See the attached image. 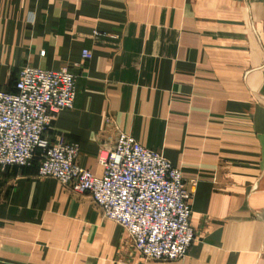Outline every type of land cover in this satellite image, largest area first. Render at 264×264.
Instances as JSON below:
<instances>
[{
  "label": "crops",
  "instance_id": "obj_1",
  "mask_svg": "<svg viewBox=\"0 0 264 264\" xmlns=\"http://www.w3.org/2000/svg\"><path fill=\"white\" fill-rule=\"evenodd\" d=\"M24 66L77 75L45 137L78 166L124 133L180 170L195 238L146 260L36 159L0 169V264H264V0H0V90Z\"/></svg>",
  "mask_w": 264,
  "mask_h": 264
},
{
  "label": "built area",
  "instance_id": "obj_2",
  "mask_svg": "<svg viewBox=\"0 0 264 264\" xmlns=\"http://www.w3.org/2000/svg\"><path fill=\"white\" fill-rule=\"evenodd\" d=\"M82 58L89 60L90 52L83 50ZM76 96L77 75L68 67H22L13 92L0 90V169L27 168L37 159L39 178L88 194L105 220L129 234L144 259L184 258L195 238L190 223L192 194L180 170L161 152L120 133L111 150L98 152L103 172L96 176L78 166L76 143L45 137L57 114L73 109Z\"/></svg>",
  "mask_w": 264,
  "mask_h": 264
},
{
  "label": "rangeland",
  "instance_id": "obj_3",
  "mask_svg": "<svg viewBox=\"0 0 264 264\" xmlns=\"http://www.w3.org/2000/svg\"><path fill=\"white\" fill-rule=\"evenodd\" d=\"M57 181V180H56ZM58 182V181H57ZM61 186H63V187H67V188H69V190L71 191V192H73L72 191V189L70 188V186H68V185H64V184H61L60 182H58ZM74 193V192H73ZM74 194H76V193H74Z\"/></svg>",
  "mask_w": 264,
  "mask_h": 264
},
{
  "label": "trees",
  "instance_id": "obj_4",
  "mask_svg": "<svg viewBox=\"0 0 264 264\" xmlns=\"http://www.w3.org/2000/svg\"><path fill=\"white\" fill-rule=\"evenodd\" d=\"M35 160H36V159H35ZM35 160H34V161H35ZM34 161H33V162H34Z\"/></svg>",
  "mask_w": 264,
  "mask_h": 264
}]
</instances>
